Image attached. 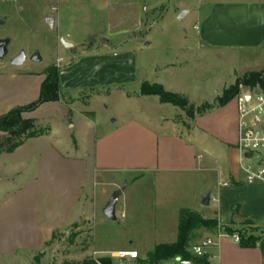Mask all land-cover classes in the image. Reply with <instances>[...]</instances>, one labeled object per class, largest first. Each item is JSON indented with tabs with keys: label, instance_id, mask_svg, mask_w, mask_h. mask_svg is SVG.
I'll return each instance as SVG.
<instances>
[{
	"label": "crops",
	"instance_id": "obj_1",
	"mask_svg": "<svg viewBox=\"0 0 264 264\" xmlns=\"http://www.w3.org/2000/svg\"><path fill=\"white\" fill-rule=\"evenodd\" d=\"M87 2L90 9L83 16H69L71 35H76L81 28L93 29L89 32L94 37L105 36L106 48L92 46L74 57H63L59 78L64 98L24 113L25 118L34 119L43 127L44 133L25 139L12 151H0V186L3 185L0 190V264L9 259L20 262L25 252L43 251L58 229L79 224L93 217V213L95 218L97 212L90 206L94 190L89 188L94 186V176L98 184L117 187L116 182L104 180L112 173L121 174L122 183L127 184L116 208L122 199L124 203L131 200L134 186L140 183L152 186L154 206L163 212L155 219V227L164 231L161 243L177 240L183 209L204 212L205 217L217 219L221 224L239 226L249 219L259 227L264 243V182L246 181L248 162L238 146L236 96L250 89L240 87L239 93L225 105L216 104L219 97L214 102L208 98L193 102L187 91L197 90L198 85L203 88L205 81L190 78V72L181 67V61L176 64L174 59L148 63V58L147 65L139 67L135 54L128 50V40L123 39L116 46L113 40L116 34L108 32L109 7L114 1L99 6L94 0ZM120 4L133 3L121 1ZM98 9L105 11L104 17L99 15ZM135 14L140 26L145 12L140 7ZM51 17L55 18L54 26L58 23L60 28L63 16L58 13ZM93 23H96L95 29L91 27ZM133 30L125 29L117 35L133 36ZM65 39L73 43L71 47L75 49L76 42ZM199 39L204 50L246 49L262 51L264 57V0L214 2L202 18ZM79 43L84 45L83 41ZM164 47L162 50L167 51ZM109 48L113 49L112 55L106 52ZM193 50L188 47L184 51ZM22 72L20 98L3 102L0 106L5 108L0 110V116L39 98L45 71ZM145 81L159 83L167 91L183 95L191 105L209 104L212 108L187 119V112L180 107L163 103L156 95L139 94ZM236 81L237 76L223 89ZM187 84L189 87L185 88ZM100 96H105L111 104L119 101L124 111L115 114L109 122L101 121L92 105ZM136 103L142 109H135ZM45 106L53 110L42 117L40 110ZM44 120L57 121L58 134L51 126H43ZM261 126H264V118ZM25 153L34 168L18 182L21 168L13 164ZM147 191L143 190L142 195ZM100 193L96 194L99 198L106 195ZM207 194L211 195L210 202L203 205ZM124 216L122 212L121 217ZM209 233L205 238H211L214 243L206 249L208 264H264V244L242 247L221 230ZM94 250L101 258L121 251L101 245H95Z\"/></svg>",
	"mask_w": 264,
	"mask_h": 264
},
{
	"label": "rangeland",
	"instance_id": "obj_2",
	"mask_svg": "<svg viewBox=\"0 0 264 264\" xmlns=\"http://www.w3.org/2000/svg\"><path fill=\"white\" fill-rule=\"evenodd\" d=\"M106 1L110 0H94V4L99 6L100 4L103 5ZM112 1L114 2L109 7L108 32L116 34L113 39L115 40L114 44L118 46L123 42V39H127L128 50L135 54L139 67L145 65L148 58V63L174 59L173 62L178 64L181 61V67L190 72V78L206 82L203 88L198 85L197 90L187 91L188 97L193 102L199 103L202 98H208L214 102V99L217 100L219 97L216 101V104H219L218 102L225 89L230 87L223 89L224 86H227L230 82H234L235 76H237V79H240L251 72L264 71L262 51L251 52V50L246 49L219 51L204 50L200 47L199 30L202 18L214 2L223 0ZM121 1H130L133 4L122 5L120 4ZM140 7L145 12V17L139 26L135 12ZM88 9H90V5L87 0H0V19L2 21L0 23V39H10L8 54L4 59H0V105L5 101L20 98L19 81L21 80L22 71L31 70L34 73H39L43 70L46 71L48 67L53 65H56V68L60 69V63L65 56L74 57L87 48L91 49L92 46L106 48L104 46L106 44L105 36L94 37L89 32L93 29L87 30L81 28L80 32L76 35H71L73 30H71L72 26L69 16L73 14L81 17ZM184 11L188 12L180 20L179 15ZM58 13L64 18L61 22L62 26L58 28L57 23L54 28H51L46 23V16L51 17ZM99 15L104 17L105 11L99 10ZM95 24L91 25L94 29ZM125 29H134L132 31L134 35H117L118 32ZM61 37L75 41V49L64 47L61 40L60 44L59 38ZM80 41H83L84 45L80 44ZM150 42L151 45H147ZM162 46H166L167 48H164L168 50H162ZM188 47L195 50L187 53L184 50ZM112 50L109 48L106 52L112 55ZM22 51H25L27 56L26 61L20 66L9 64L10 59ZM36 51H39L42 57V60L39 62L30 60V56ZM47 65L49 66L45 67ZM188 87L187 84L185 88ZM30 94H33V92ZM26 97L30 98L32 95H26ZM62 98H64L63 95ZM109 101L105 96H100L92 103L98 112L97 118L101 121L109 122L116 117L115 114L124 111L119 101L112 104ZM254 102L255 96H253L250 104ZM203 105L201 106L203 107ZM105 106L109 107L106 109ZM4 108L0 106V110H4ZM134 108L139 110L142 109V106L136 103ZM195 108L198 107L195 106ZM51 110H53L51 106H45L41 108L40 113L42 117H46V115L50 114ZM186 118L191 119L192 117L187 114ZM44 121L43 126H51L55 133L58 134L57 121ZM33 129L37 131L44 130L37 123L34 128H29L26 133L33 131ZM7 135H9V139H16L10 133L2 131L0 137L1 144L6 143L4 138ZM259 154L264 164V150H261ZM257 157V153H254L251 162L255 163L258 161ZM14 162L13 166L15 168H21L18 182H22L34 168V164L28 159L26 153L16 158ZM247 162L249 163V161ZM97 180L94 176L93 181L95 183H93L94 186L92 187L94 189L89 188V190H94L90 206L93 212H97L95 218L93 213V217L83 220L79 224L63 226L57 230L54 238L43 251L34 253L25 252L21 255L22 259L20 262L9 259L5 261V264H80L86 259L99 260L101 256L95 255V245L107 248H119L121 251L134 250L138 252V257L134 259H120L117 254L112 255L110 257L114 264H151L148 262V256L155 251L159 244H162V235L164 233L163 229L155 227V219L158 220L163 212L159 211L160 208H155L154 206V195H151L152 186H145L141 183L136 187L134 186V192H130L132 193L131 200L126 203L123 202V199L120 201L116 208L118 219L117 221H112L105 216L103 210H100V208L105 202H108L109 197L115 192V189L125 188L127 184L122 183L124 178L118 173L109 174L104 179L108 182H116L118 184L117 187L110 184H98L96 183ZM2 186H0V190ZM143 190H148L145 196L142 195ZM97 191H100L101 195H106L99 198L96 195ZM138 199L143 200V202H137ZM122 212L125 214L124 217H121ZM194 213L201 214L200 212ZM205 218H208L207 215ZM244 222L245 220L237 227L243 233L253 232V226L244 224ZM218 230L219 228L209 229L203 225L195 226L189 236V249L192 245L197 244L210 234L209 232H216ZM98 255L105 254L99 253ZM176 264H180V262H176Z\"/></svg>",
	"mask_w": 264,
	"mask_h": 264
},
{
	"label": "trees",
	"instance_id": "obj_3",
	"mask_svg": "<svg viewBox=\"0 0 264 264\" xmlns=\"http://www.w3.org/2000/svg\"><path fill=\"white\" fill-rule=\"evenodd\" d=\"M46 78L41 85V91L39 98L23 106H17L6 114L0 116V131L10 133L11 136H15L16 139H9L7 135L5 144L0 143V151H12L18 147L27 138L35 137L44 133V130H34L26 133L29 128H34L36 122L34 119L24 117L25 112L35 110L43 103L50 101H57L61 99V86H60V69L56 68V65L48 67L45 71ZM240 86L248 88H260L264 90V71L251 72L246 74L243 78L237 79V81L229 88L225 89L222 97H220L219 104L225 105L232 100L240 91ZM139 94L141 95H156L163 103H171L175 106L185 110L191 117L195 113L203 114L210 108L209 104H204L195 108L194 105L189 103V100L183 95L167 91L163 85L159 83L143 82L140 86ZM8 137V138H7ZM244 224L253 226V232L243 233L234 223L221 224L217 219L205 218L202 214H196L189 210L183 209L180 212V223L178 238L173 243L159 244L155 251L149 254L148 262L151 264H163L166 261L174 260L176 257H181L182 260H188L196 263L208 264L204 257H197L190 252V234L195 226L203 225L209 229L219 228L224 234L232 236L238 234L240 236L239 244L242 247H256L258 245L263 246V239L259 234V227H255L254 223L247 219ZM80 264H114L111 257H102L99 260L86 259Z\"/></svg>",
	"mask_w": 264,
	"mask_h": 264
},
{
	"label": "built area",
	"instance_id": "obj_4",
	"mask_svg": "<svg viewBox=\"0 0 264 264\" xmlns=\"http://www.w3.org/2000/svg\"><path fill=\"white\" fill-rule=\"evenodd\" d=\"M241 88H244L241 86ZM250 98L247 99V93L241 92L236 96V103L239 111V149L244 153L249 163L245 167L247 173L246 181L254 183L257 181L264 182V164L261 155V150H264V126H261L262 119L264 118V90L260 88H249ZM259 91V93H255ZM253 96L255 102L250 104ZM257 153L258 161L253 163L252 157ZM250 154V157L246 155ZM229 236V235H228ZM232 237L236 242H240V236L234 234ZM211 238H205L194 244L190 248V252L197 257H204L206 249L213 245ZM120 259H134L138 257L137 251L126 250L117 253ZM180 264H192L191 261L182 260Z\"/></svg>",
	"mask_w": 264,
	"mask_h": 264
},
{
	"label": "water",
	"instance_id": "obj_5",
	"mask_svg": "<svg viewBox=\"0 0 264 264\" xmlns=\"http://www.w3.org/2000/svg\"><path fill=\"white\" fill-rule=\"evenodd\" d=\"M188 11H184L183 13H181L179 15V19L182 20L185 13H187ZM1 19H0V23H1ZM46 23L48 26H50L51 28H54L55 25V18L54 17H50V16H46ZM61 42L63 43V45L65 47H71L73 46V43L67 41L65 39V37H61ZM10 43V39H0V59H4L7 54H8V46ZM27 59V56L25 54V51H22L20 54L14 56L11 60H10V64L13 66H20L22 65ZM31 61L34 62H39L42 60V57L40 55L39 51L34 52L31 57H30ZM255 93H259V91H255ZM247 99L250 98V93H247ZM247 157H250V154L246 155ZM124 190V187L122 189H118L115 190V192L109 197L108 202L106 203L103 212L105 214V216L107 218H109L112 221H117V215H116V205H117V201L119 196L121 195L122 191ZM210 194H207L206 197L203 198V205H208L210 202ZM203 217H205V213H202ZM176 262H181V257H176L174 260H169L164 262L163 264H176Z\"/></svg>",
	"mask_w": 264,
	"mask_h": 264
},
{
	"label": "flooded vegetation",
	"instance_id": "obj_6",
	"mask_svg": "<svg viewBox=\"0 0 264 264\" xmlns=\"http://www.w3.org/2000/svg\"><path fill=\"white\" fill-rule=\"evenodd\" d=\"M30 57H31V56H30ZM11 59H12V58H11ZM11 59H10V60H11Z\"/></svg>",
	"mask_w": 264,
	"mask_h": 264
}]
</instances>
